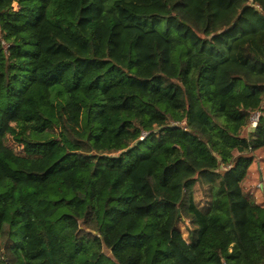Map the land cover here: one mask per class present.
I'll list each match as a JSON object with an SVG mask.
<instances>
[{
  "label": "trees",
  "instance_id": "trees-1",
  "mask_svg": "<svg viewBox=\"0 0 264 264\" xmlns=\"http://www.w3.org/2000/svg\"><path fill=\"white\" fill-rule=\"evenodd\" d=\"M262 149L264 0H0V264H264Z\"/></svg>",
  "mask_w": 264,
  "mask_h": 264
},
{
  "label": "rangeland",
  "instance_id": "rangeland-1",
  "mask_svg": "<svg viewBox=\"0 0 264 264\" xmlns=\"http://www.w3.org/2000/svg\"><path fill=\"white\" fill-rule=\"evenodd\" d=\"M153 50V45L151 46ZM152 58L154 60V55H152ZM155 66V63H154ZM254 115V114H253ZM252 115V116H253ZM251 120V119H250ZM250 125L245 128V130L242 132V135L244 137H247L251 130H253ZM6 144L13 148L16 151L20 150V147L12 140L11 137L6 138ZM255 162L251 166V173L248 174V177L243 182L244 185V191L254 198V200L261 204L264 207V150H258L255 153ZM186 224H188V221L179 223V229L182 230L184 233V236L187 235V229Z\"/></svg>",
  "mask_w": 264,
  "mask_h": 264
},
{
  "label": "built area",
  "instance_id": "built-area-1",
  "mask_svg": "<svg viewBox=\"0 0 264 264\" xmlns=\"http://www.w3.org/2000/svg\"><path fill=\"white\" fill-rule=\"evenodd\" d=\"M254 7H255L257 10H259V11L262 10V9L260 8L259 5H254ZM259 115H260L259 113H256V114H254V115L251 117L250 126H251L252 128H255V127H256L257 122H258V119H259Z\"/></svg>",
  "mask_w": 264,
  "mask_h": 264
}]
</instances>
